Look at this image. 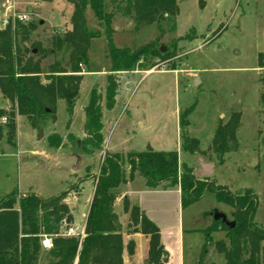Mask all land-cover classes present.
I'll return each mask as SVG.
<instances>
[{"label": "rangeland", "instance_id": "obj_1", "mask_svg": "<svg viewBox=\"0 0 264 264\" xmlns=\"http://www.w3.org/2000/svg\"><path fill=\"white\" fill-rule=\"evenodd\" d=\"M7 1L0 0V29H3L2 18L11 15L6 10ZM9 1L16 14L27 16L26 23L37 24L29 39L21 43L26 48L34 43L47 46L54 33L71 29L73 5L68 0ZM176 2L175 29L172 31L170 25L163 22L160 24L163 35H159L156 25L132 32L130 18L115 20L112 35L115 47L135 49L156 40V47L160 51L164 49L162 53L168 51L173 56L165 60L142 57L135 70L151 73L118 75L120 93L110 111L104 106V88L110 73V62L106 57L107 37L104 26L86 8L87 28L100 34L90 41L87 62L81 68L83 79L73 116L69 121L64 103L60 101L55 114L44 118L36 128L25 118H17L14 143H7L5 138L0 140V199L12 193L18 198L34 193L42 199L66 193L62 200L65 207L63 221L68 217L72 221L70 225L63 224L61 232L64 234L71 228L80 233L104 150L114 151L116 142L120 153L142 152L147 147L154 151L180 152L176 116L180 110L186 122L180 134L193 140L190 146L197 143V149L189 153L181 148L178 174L183 172L184 165L197 182L204 183V189L207 185L211 187L200 200L182 210L185 264L197 261L205 243L200 230L211 225L213 211L224 213L232 220L231 206L215 196L219 190L231 196L249 191L255 198L252 223L264 231V85L261 81L264 67H258L259 54L264 61V0ZM185 36L195 37L190 40L184 39ZM171 65L179 73L175 74ZM128 78L130 88L123 86ZM194 78L198 80L197 85H194ZM93 86H97L102 94L104 145L103 151L89 154L79 151L77 146L85 138L82 109ZM8 107V102L0 95V110L5 113L0 123H6ZM235 120L236 146L227 153H217L212 141L219 126ZM40 129L43 135L38 138ZM57 138L62 146L55 149L49 141L55 142ZM128 145L133 148H127ZM198 158L214 164L210 177L203 179L195 174L199 169ZM172 187L179 188L178 185ZM165 207L167 216L177 220L178 207L173 195ZM114 211L118 214L119 208ZM121 215L120 223L125 227L129 222L128 214ZM210 236L205 264H220L222 257L216 253L214 243L225 241L224 233L214 232ZM145 255V249H139L136 261Z\"/></svg>", "mask_w": 264, "mask_h": 264}, {"label": "trees", "instance_id": "obj_2", "mask_svg": "<svg viewBox=\"0 0 264 264\" xmlns=\"http://www.w3.org/2000/svg\"><path fill=\"white\" fill-rule=\"evenodd\" d=\"M68 1L73 5L71 29L54 33L47 46L34 43L26 48L21 44L36 30L34 22L16 20L14 24L9 23L0 29V95L9 106L6 123H0V140L5 138L7 143L13 144L17 118H25L36 128L44 118L55 114L60 101L64 103L68 120H71L83 79L79 65L86 64L90 41L100 34L87 28L86 8L104 26L107 37L106 57L110 62V73L104 88L106 109H112L115 104L119 73L134 71L142 57L165 60L173 56L168 51L162 53L156 47V40L135 49L117 48L112 43V35L118 17L131 19L132 32L156 25L159 35H163L164 30L160 27L163 22L169 24L173 31L178 14L176 0ZM194 37L185 36L184 39ZM258 67H264L262 54L258 55ZM170 69L175 70L174 65ZM261 81L264 85V75ZM82 111L85 138L77 148L89 154L102 151V94L97 86L90 89L88 102ZM4 114L0 110V119ZM185 125L179 113L180 130ZM236 127L237 120L219 126L212 141L217 153L224 154L234 149ZM4 128L5 132H2ZM180 139L185 152L193 153L197 149V143L190 146L193 140L190 141L186 134L181 133ZM49 145L55 149L62 146L60 138L55 142L49 141ZM179 167V155L175 151L148 148L125 156L104 152L82 237L67 236L61 232L63 224L72 221L71 217L63 221L65 207L62 200L66 193L47 199L34 193L19 198L15 193L5 196L0 199V264H123L124 251L129 256L133 255L135 244L133 240H129L126 246L123 244L122 227L114 211L118 187L131 180L135 173L145 179L147 187L163 183L178 185L180 204L184 209L200 200L211 187L204 189V183L197 182L184 165L183 172L178 174ZM215 196L231 206L234 226L228 228L214 222L201 230L205 243L196 264H205L210 235L214 232H223L225 236V241L214 243L216 253L222 257L220 264H264V231L252 223L254 196L249 191L231 196L220 190L215 192ZM123 212L129 218L128 233L139 232L148 238L146 263L167 264L169 254L161 243L158 227L137 205L129 206L123 202ZM44 237L51 241L49 248L42 246Z\"/></svg>", "mask_w": 264, "mask_h": 264}, {"label": "crops", "instance_id": "obj_3", "mask_svg": "<svg viewBox=\"0 0 264 264\" xmlns=\"http://www.w3.org/2000/svg\"><path fill=\"white\" fill-rule=\"evenodd\" d=\"M73 11V10H72ZM144 72V75L147 73H151L152 71H140V70H134L131 72H121L119 73L120 75H138L140 73ZM174 73H179V71L174 70ZM129 78L127 81L123 84L127 86V88H130L132 85L131 83L129 84ZM118 92L120 93V90L118 88L117 90V95ZM116 105V99H115V104ZM113 106V107H114ZM111 110V109H110ZM107 109V111H110ZM179 113L176 112L177 120H178V134L180 137V126H179ZM103 115H102V124L104 128V121H103ZM103 130L102 129V135H103ZM103 141H104V135H103ZM119 143V142H118ZM162 143V141L160 142ZM104 145V142H103ZM119 145H121L119 143ZM161 146L164 144H160ZM149 146V145H148ZM114 151L108 148V150H104V152L111 153V154H128L133 151H128L126 153H120L117 151V143L115 142L114 145ZM127 148L131 149L133 148V145L131 146H126ZM150 148V147H147ZM151 149V148H150ZM103 151V148H102ZM140 152V151H138ZM162 152H171V151H166L162 150ZM180 152H181V143H180ZM180 152H177L178 155ZM125 167L127 169V164H125ZM180 170V167H179ZM94 190V189H93ZM117 199L114 204V210L116 208H119V221L120 217L123 216V202H127L129 206L132 205H137L139 206L140 210L144 213V215L152 221L159 229L160 232V238H161V243L164 247V249L168 252L169 254V259L167 264H174V261L176 259L177 263L176 264H185V251H184V246H183V224L182 220L180 218L181 213H182V208L180 204V189L177 187H172L169 186L168 183H163L157 187H147L145 179L140 176L138 173H135L133 175V178L131 180H128L125 184H121L118 189H117ZM175 197V200L177 202V220H171L170 216H167V210L165 209V204L168 200L170 199L171 196ZM93 197V194H92ZM92 197L90 198L89 205L91 203ZM121 205V206H120ZM89 209V208H88ZM121 210V214H120ZM87 217V215H86ZM86 218L83 222V229L85 225ZM121 224V234H122V239H123V244L126 246L129 240H133L135 244V250L133 255L129 256L126 251L123 253V264H147L146 263V258H147V251H148V238L137 232L130 234L128 233L127 226L124 227L122 223ZM208 227V226H206ZM204 227V229L206 228ZM203 230V229H201ZM200 230V231H201ZM144 250L146 252V255L144 257H141L136 261V254L137 251ZM197 262V261H196ZM195 262V264H196Z\"/></svg>", "mask_w": 264, "mask_h": 264}, {"label": "built area", "instance_id": "obj_4", "mask_svg": "<svg viewBox=\"0 0 264 264\" xmlns=\"http://www.w3.org/2000/svg\"><path fill=\"white\" fill-rule=\"evenodd\" d=\"M6 10H7V13L10 12L11 15L8 16V14H7L4 18H2L1 24H2L3 28H5L9 23L14 24V22L16 20L19 21V22H25V21H27V16L26 15H24V14H16L14 12V9L12 8V3L9 0L6 2ZM79 67L82 68V65H79ZM65 234L67 236H77V235H80L82 237L83 236V231L80 232V233H77L73 229L70 228V229H68L65 232ZM42 246L43 247H47V248L50 247L51 246L50 239L44 237L43 238V241H42Z\"/></svg>", "mask_w": 264, "mask_h": 264}, {"label": "water", "instance_id": "obj_5", "mask_svg": "<svg viewBox=\"0 0 264 264\" xmlns=\"http://www.w3.org/2000/svg\"><path fill=\"white\" fill-rule=\"evenodd\" d=\"M161 52H164V49L161 48ZM198 84L197 78H194V85ZM43 135V130H39V135L38 138H41ZM199 160V169L195 171V174L197 176H210L213 173L214 170V164L212 162H203L200 158ZM214 219L218 220L221 219V223L228 226L229 228H232L234 226V222H230L227 218L226 215L215 210L214 211Z\"/></svg>", "mask_w": 264, "mask_h": 264}, {"label": "flooded vegetation", "instance_id": "obj_6", "mask_svg": "<svg viewBox=\"0 0 264 264\" xmlns=\"http://www.w3.org/2000/svg\"><path fill=\"white\" fill-rule=\"evenodd\" d=\"M206 163V162H205ZM214 171V170H213ZM212 175V174H211ZM210 175V176H211ZM210 176H201L203 179H205V178H208V177H210ZM205 181H207V180H205ZM208 187H210V185H207V188ZM232 213V212H231ZM224 214V213H223ZM226 215V214H225ZM226 218H227V216H226ZM211 219H212V223H217L218 225H220V226H225V227H228V226H226V225H224V224H222L221 223V219H218V220H215L214 219V211L212 212V214H211ZM228 219V218H227ZM230 222H233L232 220H229ZM229 228V227H228Z\"/></svg>", "mask_w": 264, "mask_h": 264}]
</instances>
